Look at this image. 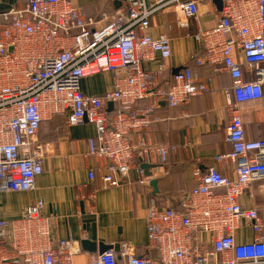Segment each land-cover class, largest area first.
<instances>
[{
  "label": "built area",
  "instance_id": "1",
  "mask_svg": "<svg viewBox=\"0 0 264 264\" xmlns=\"http://www.w3.org/2000/svg\"><path fill=\"white\" fill-rule=\"evenodd\" d=\"M74 1L27 0L23 8L0 12V193L36 191L46 154L41 128L55 116L65 117L69 127L95 126L85 155L91 181L98 171L104 188L116 187L136 170L141 184L151 183L142 164L165 166L177 149L149 138L157 110L183 108L212 91L190 65L163 84L165 67L145 70L146 62L171 57L169 35H151L153 17L171 10L179 28L198 25L190 35L199 45L193 64L211 65L232 80L230 150L217 154L204 172L196 170L194 187L177 207L150 204L148 239L156 257L125 246L123 264H264V220L239 202L264 180V139L248 140L243 118L245 106L264 99V0H222L209 29L199 27L200 0H110L121 5L100 19ZM105 73L114 76L112 89L100 96L83 93L84 79ZM217 164H231L234 178ZM43 209L39 199L22 218L0 221V264L73 263L80 248L52 238ZM242 226L254 234L249 243L237 240ZM91 264H119L118 254L108 249Z\"/></svg>",
  "mask_w": 264,
  "mask_h": 264
},
{
  "label": "crops",
  "instance_id": "2",
  "mask_svg": "<svg viewBox=\"0 0 264 264\" xmlns=\"http://www.w3.org/2000/svg\"><path fill=\"white\" fill-rule=\"evenodd\" d=\"M26 3L27 0H0V12L23 8ZM74 3L96 19L115 9L110 0H75ZM199 11V27L211 28L219 13L214 1L200 0ZM197 28L194 21L186 28H179L171 10L158 13L151 21L153 38L163 33L169 35L171 57L146 62L145 70L157 73L165 67L163 84L176 70L190 65L194 76L209 82L212 88L192 98L183 108L170 109L163 105L157 110L158 121L151 127L149 138L177 148L165 166L152 165L150 169L153 178L158 180L157 193L150 184L140 183L136 170L131 172L128 182L116 187L104 188L101 180L104 173L98 171L91 181L92 162L85 155L88 139L96 136L95 126L84 123L69 127L65 117L55 116L41 128L40 138L46 154L43 173L36 179V191L0 193V221L22 218L26 209L40 199L44 203L43 215L50 221L52 238L73 240L75 247L81 250L72 264H91L94 257L108 249H115L119 264H123L121 250L125 246L139 256L155 258L147 229L150 204L177 207L182 193L194 187L196 170L204 172L215 165L217 154L230 150L227 127L232 80L227 73L215 72L211 65L197 67L193 64L199 45L190 35ZM244 70L246 78L252 79ZM113 84V74L105 73L84 79L81 88L87 96H100L112 89ZM145 103H140V107ZM114 108L115 105H109L110 112ZM243 118L246 138L264 139V99L245 106ZM217 167L227 177L234 178L231 164H217ZM239 202L244 208L258 210L264 220V180L255 182ZM236 237L240 243H249L254 234L242 226ZM204 239L210 242V236L205 235ZM85 242L92 246L88 247Z\"/></svg>",
  "mask_w": 264,
  "mask_h": 264
},
{
  "label": "water",
  "instance_id": "3",
  "mask_svg": "<svg viewBox=\"0 0 264 264\" xmlns=\"http://www.w3.org/2000/svg\"><path fill=\"white\" fill-rule=\"evenodd\" d=\"M214 1V4L216 5V7H217V10L219 11V12H221V10H222V7H223V2H222V0H213ZM121 2H114V7H115V9H117L121 4H120ZM180 71V69H178V70H176L174 73H173V75H177V73ZM142 168L145 170V175L147 176V177H150L152 174H151V172H150V169H152L153 168V166H151V165H148V164H142ZM158 180L157 179H153L152 181H151V183H150V185H151V187L154 189V191H155V193H157L158 192ZM85 245H87L88 247H91L92 245L89 243V242H85Z\"/></svg>",
  "mask_w": 264,
  "mask_h": 264
},
{
  "label": "trees",
  "instance_id": "4",
  "mask_svg": "<svg viewBox=\"0 0 264 264\" xmlns=\"http://www.w3.org/2000/svg\"><path fill=\"white\" fill-rule=\"evenodd\" d=\"M109 13H112V11L111 12H109ZM91 17V16H90ZM94 18V17H93ZM101 18V17H100ZM96 19V18H95ZM142 102H144L145 103V101H141V102H139V108H143V107H145L146 105V103L144 104V106L143 107H140V103H142ZM166 108H168V106L166 107ZM115 109V108H114ZM114 109L111 111V113L114 111Z\"/></svg>",
  "mask_w": 264,
  "mask_h": 264
}]
</instances>
